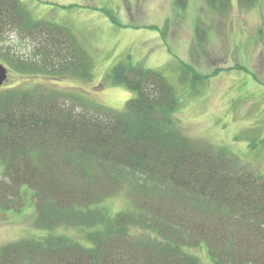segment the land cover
Instances as JSON below:
<instances>
[{
	"label": "trees",
	"instance_id": "obj_1",
	"mask_svg": "<svg viewBox=\"0 0 264 264\" xmlns=\"http://www.w3.org/2000/svg\"><path fill=\"white\" fill-rule=\"evenodd\" d=\"M11 35L28 49L7 45ZM0 62L92 77L69 30L33 20L19 0H0ZM111 81L136 92L121 111L46 85L0 88V208L33 199L46 230L0 245V264H264V174L184 134L163 71L122 62ZM123 191L130 205L111 215L105 203ZM64 227L86 229L84 241Z\"/></svg>",
	"mask_w": 264,
	"mask_h": 264
},
{
	"label": "rangeland",
	"instance_id": "obj_2",
	"mask_svg": "<svg viewBox=\"0 0 264 264\" xmlns=\"http://www.w3.org/2000/svg\"><path fill=\"white\" fill-rule=\"evenodd\" d=\"M19 1L33 20L69 30L90 58L92 77L20 73L2 62L8 68L2 90L46 85L121 111L136 92L112 83L114 66L130 62L159 69L177 93L175 117L184 134L225 147L264 174V0L253 7L231 0L227 10L206 0ZM7 45L20 53L28 49L15 35ZM33 204L29 199L20 210L0 208V245L46 233L35 223ZM105 204L114 215L130 199L123 191ZM57 232L84 241L87 230ZM193 251L206 260V252Z\"/></svg>",
	"mask_w": 264,
	"mask_h": 264
},
{
	"label": "water",
	"instance_id": "obj_3",
	"mask_svg": "<svg viewBox=\"0 0 264 264\" xmlns=\"http://www.w3.org/2000/svg\"><path fill=\"white\" fill-rule=\"evenodd\" d=\"M8 79V68L7 66L0 62V86L3 85Z\"/></svg>",
	"mask_w": 264,
	"mask_h": 264
}]
</instances>
